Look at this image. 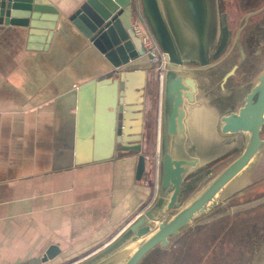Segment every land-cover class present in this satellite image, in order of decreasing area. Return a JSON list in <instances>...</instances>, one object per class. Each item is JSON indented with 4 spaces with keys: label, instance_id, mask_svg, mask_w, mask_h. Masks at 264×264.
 I'll return each mask as SVG.
<instances>
[{
    "label": "crops",
    "instance_id": "obj_1",
    "mask_svg": "<svg viewBox=\"0 0 264 264\" xmlns=\"http://www.w3.org/2000/svg\"><path fill=\"white\" fill-rule=\"evenodd\" d=\"M82 1L50 0L57 13L0 23V264L76 263L157 196V73L134 70L121 84L68 18ZM140 3L134 22L145 20ZM50 244L59 253L38 262Z\"/></svg>",
    "mask_w": 264,
    "mask_h": 264
},
{
    "label": "water",
    "instance_id": "obj_2",
    "mask_svg": "<svg viewBox=\"0 0 264 264\" xmlns=\"http://www.w3.org/2000/svg\"><path fill=\"white\" fill-rule=\"evenodd\" d=\"M140 1L141 12L165 60L162 129L168 134H175L182 129L181 110L177 109V105L180 103L178 92L179 87L182 86V78L179 70L183 60L161 8V0ZM164 1L168 6L167 10L173 12L172 19L176 26L191 34L198 54L202 56L211 20V1ZM45 13H57V8L50 0H0V23L28 25L31 19L44 18ZM68 18L103 56L111 70L119 74L116 75L120 76L121 84L124 79L130 78V72L134 70H154L152 56L146 52L134 29L133 0H83L68 15ZM185 82L193 85L191 78L185 79ZM172 101L175 103L174 106L170 104ZM221 120L223 121L222 132H245V144L240 154L180 206L177 198L181 191L183 175L190 165H195L197 159L190 158L188 155H179L180 152L176 153L169 148H162L161 175L155 201L117 238L96 252L94 258L98 262L94 264H115L121 258H125L122 264H136L154 246H165L168 243V237L177 234L195 217L206 212L223 194L231 181L247 168L264 147V138L259 136V127L264 121V70L258 74L245 94L244 102L238 111L222 116ZM163 139L164 137L162 141ZM144 169L145 156L138 154L135 170L137 179L141 178ZM164 206L168 209L173 207L178 209L173 214L164 216L157 222L156 227L152 228L151 225L156 221L158 211ZM127 240L135 243L129 251L125 248L126 246H121ZM59 251L57 245L50 244L38 262L51 260ZM89 263L88 261L80 264Z\"/></svg>",
    "mask_w": 264,
    "mask_h": 264
},
{
    "label": "flooded vegetation",
    "instance_id": "obj_3",
    "mask_svg": "<svg viewBox=\"0 0 264 264\" xmlns=\"http://www.w3.org/2000/svg\"><path fill=\"white\" fill-rule=\"evenodd\" d=\"M210 1L211 20L202 56L191 34L176 26L173 12L168 10L171 21L167 20L183 60L179 70L182 78L178 92L180 103L177 105L181 110L182 129L175 134L163 132V79L161 86L157 81L154 113L158 123L160 168V152L165 147L195 157V165L188 168L204 165L201 172L205 174L210 170L205 163L214 159L215 154L234 149L239 150L238 156L245 144L244 131L222 132L221 117L238 111L245 94L264 70V0ZM162 73L164 76L165 66ZM188 78L193 80V85L185 82ZM170 104L175 105L174 101ZM259 136L264 138V121L259 127Z\"/></svg>",
    "mask_w": 264,
    "mask_h": 264
},
{
    "label": "rangeland",
    "instance_id": "obj_4",
    "mask_svg": "<svg viewBox=\"0 0 264 264\" xmlns=\"http://www.w3.org/2000/svg\"><path fill=\"white\" fill-rule=\"evenodd\" d=\"M160 4L166 19L169 20L168 6L164 0H161ZM238 153L239 150L224 149L214 159L205 163L210 167L205 174L201 172L204 165L188 168L183 175L181 191L177 198L180 206ZM153 159L152 151L149 154L150 169H153ZM155 159L160 167L159 152ZM160 174L161 172L159 177ZM147 179L149 180V177ZM225 193L206 212L195 217L177 234L168 237L165 246H154L136 264H264V147L249 163L240 183ZM152 203L153 201L149 206ZM177 209H168L165 206L160 209L156 221L151 225L152 228H155L164 216L173 214ZM133 244L135 243L127 240L121 246H126L129 251ZM90 253L92 254L86 258L71 264L98 262L94 258L96 253ZM124 260L125 258H121L115 264H122Z\"/></svg>",
    "mask_w": 264,
    "mask_h": 264
},
{
    "label": "built area",
    "instance_id": "obj_5",
    "mask_svg": "<svg viewBox=\"0 0 264 264\" xmlns=\"http://www.w3.org/2000/svg\"><path fill=\"white\" fill-rule=\"evenodd\" d=\"M133 25L135 32L138 34L140 41L142 42L146 52L151 54L152 56L154 70L157 73V80L159 82V86H161L163 79L162 70L165 66L163 53L145 20L143 19L137 20L136 22L133 23Z\"/></svg>",
    "mask_w": 264,
    "mask_h": 264
},
{
    "label": "bare ground",
    "instance_id": "obj_6",
    "mask_svg": "<svg viewBox=\"0 0 264 264\" xmlns=\"http://www.w3.org/2000/svg\"><path fill=\"white\" fill-rule=\"evenodd\" d=\"M216 35V34H215ZM182 74V73H181ZM184 74V73H183ZM186 103V102H185ZM186 114V113H185ZM197 119H199V118H197ZM199 121V120H198ZM202 122H203V119H202ZM206 123V122H205ZM204 123V124H205ZM197 124V123H196ZM185 126V125H184ZM197 126V125H196ZM187 130V129H186ZM197 130V129H196ZM188 131V130H187ZM161 132V131H160ZM164 132V131H163ZM189 132V131H188ZM195 132V131H194ZM166 133V132H165ZM191 133H193V132H191ZM190 134V133H189ZM192 134H190L189 136H191ZM185 136V135H184ZM195 136V135H194ZM193 136V137H194ZM212 137V136H211ZM172 138V137H171ZM173 139V138H172ZM213 139V138H212ZM231 139V138H230ZM174 142V141H173ZM214 142V141H213ZM227 142H229V141H227ZM168 143V142H167ZM186 143V142H185ZM194 143H196V141L194 142ZM193 143V144H194ZM215 143H217V142H215ZM169 144V143H168ZM185 145V144H184ZM187 146V145H186ZM189 146V145H188ZM162 147V146H161ZM182 147H183V145H182ZM166 148V147H165ZM228 148V147H227ZM174 151V150H173ZM176 153H179V152H176ZM184 154V153H183ZM188 154V153H187ZM181 155V154H180ZM214 155V154H213ZM194 156V155H193ZM197 156V155H196ZM208 156V155H207ZM207 156H205V157H207ZM215 156H216V154H215ZM188 157H190V156H188ZM203 157V156H202ZM208 158H210V157H208ZM212 159V158H211ZM209 160V159H208ZM206 162V161H205ZM197 165V164H196ZM244 172H245V170L244 171H242L241 173H239V175H237L232 181H231V183L227 186V189H225L224 190V192H223V194L228 190V189H231V188H233V187H235V186H237L239 183H240V181L242 180V177L244 176ZM225 195H226V193H225ZM217 202V201H216ZM160 212V211H159Z\"/></svg>",
    "mask_w": 264,
    "mask_h": 264
}]
</instances>
